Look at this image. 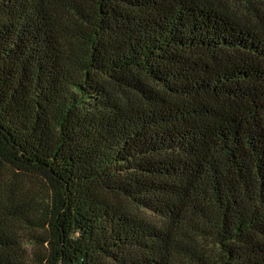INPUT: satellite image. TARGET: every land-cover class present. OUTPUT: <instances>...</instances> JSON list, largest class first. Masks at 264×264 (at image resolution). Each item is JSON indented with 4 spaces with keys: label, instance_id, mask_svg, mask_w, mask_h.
<instances>
[{
    "label": "trees",
    "instance_id": "1",
    "mask_svg": "<svg viewBox=\"0 0 264 264\" xmlns=\"http://www.w3.org/2000/svg\"><path fill=\"white\" fill-rule=\"evenodd\" d=\"M0 264H264V0H0Z\"/></svg>",
    "mask_w": 264,
    "mask_h": 264
},
{
    "label": "rangeland",
    "instance_id": "2",
    "mask_svg": "<svg viewBox=\"0 0 264 264\" xmlns=\"http://www.w3.org/2000/svg\"><path fill=\"white\" fill-rule=\"evenodd\" d=\"M228 2L231 4V5H239V7H243V3H244V0H228ZM243 2V3H242Z\"/></svg>",
    "mask_w": 264,
    "mask_h": 264
}]
</instances>
